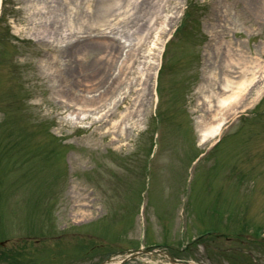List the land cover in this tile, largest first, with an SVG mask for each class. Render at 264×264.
I'll return each instance as SVG.
<instances>
[{
	"label": "rangeland",
	"instance_id": "1",
	"mask_svg": "<svg viewBox=\"0 0 264 264\" xmlns=\"http://www.w3.org/2000/svg\"><path fill=\"white\" fill-rule=\"evenodd\" d=\"M88 1L87 15L85 0H0V264H171L161 251L264 264V0H165L139 71L114 89L138 12L125 19L132 9L118 0L101 24L103 0ZM71 7L76 42L65 26L38 39L49 14L61 28ZM228 42L261 70L219 132L202 136V91L222 75Z\"/></svg>",
	"mask_w": 264,
	"mask_h": 264
},
{
	"label": "bare ground",
	"instance_id": "2",
	"mask_svg": "<svg viewBox=\"0 0 264 264\" xmlns=\"http://www.w3.org/2000/svg\"><path fill=\"white\" fill-rule=\"evenodd\" d=\"M142 0H140L141 2ZM164 1L165 0H147L144 6H136L132 5L130 3V0H126V6H130L132 11L125 15V19L129 20L136 12H138L140 24L138 25L139 34L138 39L136 41H133L127 45L126 50V56L124 59L121 60L120 65L118 66V72L112 79V81L109 82V87H112L114 89L113 83L115 82L116 86L118 83H120L122 80L127 81L129 77H126L132 70L139 71V65L141 63V46L144 45V41L149 38L150 31L153 29H156L158 25V20H160V13L161 9L164 8ZM100 2V1H99ZM118 0H103L100 2V7L98 8V12L101 13L102 20L101 24H105L106 22H110L114 20L119 12L116 10H119ZM89 2L88 0H85L84 4V10L86 14L88 15L90 7L88 6ZM72 8V9H71ZM69 8L70 11H66L65 17H61L59 20V24H61V28L58 27V25L53 24L51 22V18L59 17L60 14L52 12L49 14V21L48 24L51 25V28L48 27V25L45 26V28H42V34L37 35L38 39H46L47 34H53L58 33L57 31L59 29H62L64 26L67 27L66 29L69 30L67 32L69 35L72 33L73 35H76L79 32V27H74L72 25V21L69 19V15L71 12H73V7ZM139 11H141V14L139 15ZM113 17V18H112ZM81 22L84 21V19H81ZM90 20V19H88ZM106 21V22H105ZM80 22V23H81ZM93 22V21H92ZM89 22L90 25H94V23ZM156 24V25H155ZM68 36V37H72ZM106 37H110L107 35H99L93 42V43H108V39ZM48 39V38H47ZM143 44V45H142ZM231 43L228 42V45L225 46V59L223 63V69L222 75L220 77L211 76L207 77L208 86L213 84L212 88L211 86L208 87L207 91H202L203 97L202 102L203 105L206 106V112L209 115L211 121L205 122L203 120L201 132L202 136H204V133L208 131V133L214 134L216 132H219L221 129V124L223 120L227 117L225 115H232L234 110L236 109L235 106L240 104L242 101V97L245 96L244 92L250 87L251 83L256 81L257 73L260 68L261 70V63L258 62V59L248 60L244 57V55L240 52L237 53H231L230 46ZM160 49H158L156 56H158ZM111 59L113 60V55H110ZM155 56V65L157 62V58ZM52 61H54L53 57H51ZM155 65L154 67H151L150 64H148V68L145 70V76L148 78L150 74H154L155 72ZM153 69V70H151ZM132 71V72H133ZM144 74V71H141V75ZM104 75V74H103ZM73 76V75H72ZM77 75L75 74L73 78H76ZM105 77V75H104ZM131 81V80H130ZM90 82V81H88ZM203 87V86H202ZM141 89L137 88V91L140 92ZM139 93H137V96ZM212 100L215 101L214 104H212ZM214 105V106H213ZM223 126V124H222ZM114 259L111 260L113 262ZM186 264H193V263H186Z\"/></svg>",
	"mask_w": 264,
	"mask_h": 264
}]
</instances>
